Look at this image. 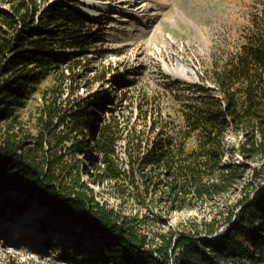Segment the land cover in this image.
<instances>
[{
	"label": "trees",
	"instance_id": "obj_1",
	"mask_svg": "<svg viewBox=\"0 0 264 264\" xmlns=\"http://www.w3.org/2000/svg\"><path fill=\"white\" fill-rule=\"evenodd\" d=\"M80 3L0 0V191L37 195L76 219L99 240L107 264H264V18L254 15L236 49L214 52L203 80L188 85L177 124L150 99L139 102L136 117L123 124V107L105 95L99 102H68L62 86L53 85L43 92L31 128L20 109L36 86L50 75H62L66 83L93 43L96 19ZM173 85L179 89L178 81ZM229 133L239 138L241 160L226 142ZM123 137L128 168L121 170L113 156ZM87 151L97 152L104 164L94 156L77 157ZM86 159L96 182L91 199L85 183L75 188L89 169ZM102 184L123 203H135V213L109 202ZM234 189L235 199L213 206L209 217L171 223L172 211ZM154 201L157 210L141 211ZM241 232L249 233L255 249L239 238Z\"/></svg>",
	"mask_w": 264,
	"mask_h": 264
},
{
	"label": "rangeland",
	"instance_id": "obj_2",
	"mask_svg": "<svg viewBox=\"0 0 264 264\" xmlns=\"http://www.w3.org/2000/svg\"><path fill=\"white\" fill-rule=\"evenodd\" d=\"M81 1L76 6L96 19L92 25L93 43L82 51V62L67 77L66 83H61L62 75H50L36 86L27 105L20 109L31 128L44 102L43 92L53 85L62 86L61 98L68 102L84 97L99 102L105 95L115 105L123 107V124L136 117L139 102L149 99L160 105L165 116L177 124L181 120L177 110L186 99L188 85L203 80L201 74L214 61V52L236 49L244 41L254 15L264 18V0H109L110 7ZM66 72L71 73L69 68ZM103 73L105 80L100 78ZM177 81L179 89L173 85ZM238 139L234 133H229L226 142L234 152V159L241 160L236 148ZM195 141L193 136L189 144L193 146ZM117 146L114 162L121 170L127 169L124 137ZM85 156H94L96 163L104 164L95 151L77 157ZM85 162L89 163V169L85 168L76 178L75 188L80 189L85 183V192L91 199L94 184L88 187L87 181L94 180V170L92 163L87 159ZM119 179L122 185L127 184L122 176ZM101 189L109 202L120 206L121 212L135 213V203H123L110 185L102 184ZM238 194L234 189L196 207L172 211L171 223L177 225L195 216L209 217L213 206L221 207L226 199L234 200ZM8 196L14 199L8 202ZM96 199L104 200L101 196ZM149 204L141 211L158 209L156 201ZM6 212L17 217L33 214L35 227L28 229L34 235L19 245L0 236V264H107L95 235L85 234L76 219L63 211L52 210L37 195L29 196L28 192L12 189L0 191V217ZM260 221L257 216L256 224ZM4 231L2 228V235ZM40 234L49 236L44 239ZM239 238L255 249L249 233L241 232Z\"/></svg>",
	"mask_w": 264,
	"mask_h": 264
},
{
	"label": "bare ground",
	"instance_id": "obj_3",
	"mask_svg": "<svg viewBox=\"0 0 264 264\" xmlns=\"http://www.w3.org/2000/svg\"><path fill=\"white\" fill-rule=\"evenodd\" d=\"M86 2L94 5L98 4L101 7H110L112 4L109 0H86ZM95 10L92 9L91 11ZM34 221L35 219L33 214L20 215L17 217L10 215L9 212H6L2 217H0V236H6L7 241H11V244L19 245L22 242H25L28 236L34 235V232L28 230L29 228L35 227ZM2 228L3 230L5 229L3 235L1 232ZM40 236H43V238L46 239L49 235L46 234L45 236L40 234Z\"/></svg>",
	"mask_w": 264,
	"mask_h": 264
},
{
	"label": "water",
	"instance_id": "obj_4",
	"mask_svg": "<svg viewBox=\"0 0 264 264\" xmlns=\"http://www.w3.org/2000/svg\"><path fill=\"white\" fill-rule=\"evenodd\" d=\"M83 1H85V2H86V0H83Z\"/></svg>",
	"mask_w": 264,
	"mask_h": 264
}]
</instances>
